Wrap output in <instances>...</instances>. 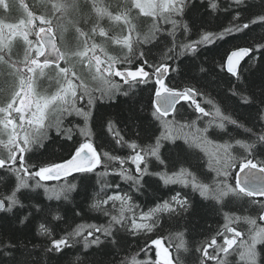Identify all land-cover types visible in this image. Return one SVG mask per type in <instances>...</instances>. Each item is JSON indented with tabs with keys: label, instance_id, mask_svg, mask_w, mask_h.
Here are the masks:
<instances>
[{
	"label": "snow or ice",
	"instance_id": "1",
	"mask_svg": "<svg viewBox=\"0 0 264 264\" xmlns=\"http://www.w3.org/2000/svg\"><path fill=\"white\" fill-rule=\"evenodd\" d=\"M20 3L26 13L25 18L15 23L0 20V76L9 81L7 89L0 90L3 95L0 100V137H4L0 139V146L6 150V154L0 156V170H5L9 179L15 178L8 193L0 194V213L8 216L14 209L26 210L28 207L43 211L39 204L25 205L21 197L28 199L27 190L33 187L49 191L41 181L63 179V185L53 190L55 199H60L61 195L67 199V194L78 188L98 187L96 196L91 197L94 202L90 208L107 220L104 224H78L72 231L56 238L55 229L68 221L58 209L51 210L49 223L55 222L53 227L41 223L37 229L39 235L48 238L42 254L35 251V245L32 249L22 245L13 232L0 225V264H52L53 260L62 264L67 250L73 249L76 243L82 246L83 252L68 264H184L180 250L190 251L184 240L185 234H190L187 227L176 233L180 242L176 245L174 258L162 238H157L151 243L158 249V260L141 261L132 255L113 261V253L124 250L127 236L154 233L162 227L164 214H167V219H163V223L192 217L196 206L187 195L175 192L147 212L137 214L135 210L139 205L132 202V195L127 192L121 194L118 191L120 185L108 181L112 175L129 182L136 193L141 189L148 191L144 187L146 177H158L164 185L183 184L198 192L204 200L211 201L212 208L217 211L226 207L229 200L244 201L257 215L225 213L224 231L216 233L223 237V242L218 244L214 236L210 242L196 245L193 239V264H233L229 259L232 255L238 257L236 264H264V159L258 158L264 157V42L251 46L237 45L225 53L226 59L222 58L219 65L206 59L201 61L197 65L202 73L200 76L193 74L191 65L185 64V61H195L201 51L215 47L219 42L248 37L253 26L264 29V0H230L224 8L225 12L231 13L227 26H214L206 16L195 15L196 0H116L114 5L105 4L103 0H37V11L31 10L23 0ZM205 7L210 10L206 15H213L221 8L220 0H206ZM0 8L9 12V0H0ZM137 17L151 21L148 32L143 36L134 22ZM105 19L119 23L122 31L126 28L127 34L110 36L101 26ZM69 26L74 30L75 43L62 50L59 41ZM178 31L182 32L181 40L177 39ZM97 37L120 46L122 51L126 50L125 54L109 55L101 44L95 42ZM161 37L167 43L161 48L158 62L150 63L151 48L146 53L141 46L159 47ZM17 40L23 44L21 60L13 59V44ZM255 52L261 53V63L257 67L259 85L248 80L241 66L246 57L256 64ZM222 72L228 79L217 92V102L201 89L212 85L218 87ZM49 74L55 79L56 90L52 93L39 91V78ZM177 76L183 79L170 86ZM213 76L217 79H211ZM86 81H95L98 86L90 87ZM141 85L151 86L146 105L150 112L148 116L141 117L142 109L137 106L132 109L131 118L159 124L156 129L159 135L153 133L149 139L154 142L148 146H142L135 140L126 141L109 115H94L98 111V101L113 100L117 94L129 97ZM233 99L240 102L241 107L253 110L248 116L236 113L251 127H245L234 118L236 110L229 106ZM182 101L191 106L194 120L182 123L176 119L184 115L179 110L185 107ZM81 102H86L83 107L78 106ZM50 111L58 114L55 124L46 123ZM71 116L81 117L84 127L79 124L62 127L63 119ZM97 121L100 128L111 135L115 145L126 146L133 154L123 158L98 150L103 145L94 142L91 127ZM198 121L204 126L200 127ZM228 125L243 129L247 139L231 138L223 143L209 139L210 130L219 129L227 134ZM51 128L68 141L73 140L75 129L84 138L83 142L77 140L68 158L58 162L50 156L45 157L48 144L52 142L48 135ZM139 135L137 132V138ZM165 142L179 150L180 155L174 161L166 162L161 158ZM196 149H201L211 158L210 167L215 164L211 184L203 183L183 167L191 162L188 157H198ZM234 149L240 150V155H234ZM33 157L35 162L31 163ZM148 157H155L164 171H149ZM112 161H119L120 167H110ZM127 161L135 165V175L124 167ZM177 166L179 171L169 173V168ZM109 190L111 195L107 194ZM101 193L104 198H100ZM110 202L111 207H105ZM71 211L74 217H81L75 208ZM32 217L33 212L28 211L22 217L13 214L8 219L10 226L15 221L26 227L32 223ZM241 221L247 225L245 231L232 226ZM176 227L182 226L177 224Z\"/></svg>",
	"mask_w": 264,
	"mask_h": 264
},
{
	"label": "trees",
	"instance_id": "2",
	"mask_svg": "<svg viewBox=\"0 0 264 264\" xmlns=\"http://www.w3.org/2000/svg\"><path fill=\"white\" fill-rule=\"evenodd\" d=\"M24 1L31 7L33 11H37V0H24ZM115 2L116 0H103V3L105 4L114 5ZM229 2L230 0H220V4H221L220 10L213 15H206V12L210 11L205 7L206 0H196L197 8L194 14L197 16H206V18L210 20L214 26L216 25L227 26V22L231 13L225 12L224 8L228 6ZM9 3L11 5V10L9 12H5L2 8H0V20H4L5 22L15 23L18 22L19 19L25 18L26 13L20 3V0H9ZM185 19H187V17H185ZM134 22L137 25V31L140 32L141 36H143L148 32V28L150 27L151 24L149 18L137 17ZM101 26L104 27L105 30L109 32L110 36H121L122 34H127L126 28H124L122 31V27L119 23H114L108 21L107 19L102 21ZM166 27H170V25ZM71 30L73 29L71 28V26H69L68 31L63 33V39H65V43L68 45H70V43L66 41V38L68 37ZM176 35L178 40L183 39L181 31H178ZM160 39L162 40V43L159 47H152L151 45L141 46L142 50H144L146 53L148 52V49L151 48L150 63H152L154 60L158 62L161 48L163 47L164 43H167V40H164L163 37H161ZM95 42L97 44L108 43V49H106V51L110 52L114 56H122L125 54L126 50L122 51L121 48L117 50L115 48V44L110 43L105 38L97 37ZM258 42H264V29L253 26V31L249 33L248 37L244 39H235V40L227 39L225 41L219 42L217 46L212 47L205 51H201L200 55L197 57L195 61H185V64L191 65L193 74L200 76L202 75V73L199 72V68L197 67V65H199L201 61L206 59L209 63H215L216 65H219L220 63H222V58H226L225 53L235 49L237 45L251 46L253 43H258ZM14 44L15 45L13 50V59L21 60L23 58V44L19 40L14 41ZM254 55L258 58L256 64H253V61L247 58L241 66L243 68L244 73L247 74L248 80L253 81L257 85H259L260 72L257 70V67L261 63V61L259 60L261 53L255 52ZM204 66L207 67V65ZM182 79H183L182 77L177 76L176 79L172 81L170 86H174L178 81ZM211 79L216 80L217 77L213 76ZM227 79L228 76L222 72L221 76L219 77L220 82L218 87L216 85H212L207 89H201V90L205 92V94L209 98L214 99L215 101L218 102L219 96L217 95V92H219L220 89L225 86ZM8 84L9 81L5 77H3L0 80V90L7 89ZM150 91H151L150 85L149 86L141 85L140 88L135 89V94L132 95L130 93L129 97H125L123 95L117 94L113 100L104 99L101 101L102 103L98 102L97 105L98 111L95 112L94 115L100 117L104 115H109L116 122V127L119 129L121 135L124 136V139L126 141L131 142L132 140H135L137 143L141 144L142 146L151 145L154 142V140L149 139V137H153V133L159 135V132L156 131V129L159 128V124L154 125L153 121L151 120H141V119L133 120L131 118L132 109L137 106H139L142 109L141 112L139 113L141 117H146L149 115L150 110L146 107V105ZM2 99H3V95L0 94V100ZM182 104H184L185 107L180 108L179 110L184 115L183 117L177 116L176 119L181 121L182 123L185 121L194 120L195 115L192 114L193 110L191 106L188 105V103L186 102H182ZM78 106H80V104ZM229 106L231 109L236 110L235 113H233V116L234 118L238 119V123L244 124L245 127L252 126L247 120L239 119L236 115V113H239L242 116H248L249 113L253 111L252 109L241 107L240 102H238L236 99L230 100ZM68 121L69 120L67 119L63 121L62 127L68 128L74 125L75 123V121L74 122L71 121V123L68 124ZM77 121L81 125L82 122L80 120V117L79 119L77 118ZM197 123L200 127L204 126L199 121ZM141 125H143V130H141ZM91 127L94 133V137H93L94 142L97 145H103V148L98 150L107 151L110 153V155L119 156L123 158H126L130 154H133L131 150L128 149L126 146L115 145L114 139L111 137L110 134H106L104 129L100 128L98 121L97 123L92 124ZM137 132H139L140 134L139 138H137L136 136ZM77 133L78 132H75L74 129L72 141H68L66 140L65 137L59 136L58 134L54 137L52 136L51 137L52 142L48 144V152L45 153L44 156L45 157L50 156L53 160H56L57 162L60 159L68 158L74 143L77 140H80L81 138V136H79ZM210 133L211 134L209 136V139L215 140L218 143H223L225 140H230L231 138L241 139V140L247 139V135L245 134L243 129L237 128L236 126H232V125L227 126V134H225L222 130L219 129L210 130ZM0 139H4V137H0ZM5 154H6V150L3 148V146H0V156ZM160 154H161V158H164L166 162L168 160L174 161L180 155L179 150L176 149L175 146L166 147L165 145L161 149ZM203 155L206 156V154L204 153L202 155H198V157L197 156L188 157V159L191 162L185 163L183 167H185L188 171L193 172L203 183L211 184L212 177L215 176V172L213 171L212 166L211 167L209 166V162L206 160V158L204 159ZM234 155H240V150L234 149ZM258 158L264 159V157H258ZM34 162H35V157H33L31 163ZM204 164L208 166L207 170L204 169ZM148 166H149V171L151 172L164 170L162 167H160L161 168L160 170L157 169L156 167L158 165H156V163H153L152 160L149 161ZM110 167L119 168L120 167L119 161L110 162ZM124 167L129 169L133 175L136 174L135 165H133L131 161H127ZM177 168H179V166L175 168H169V170L172 169L175 170ZM0 178H3L0 179V194L6 195L9 191V186L11 185V183L14 181L15 178L12 177L11 179H9L5 174V170H0ZM146 180L147 183L144 185V187L147 188L148 191H144L143 189H141L139 193H136L130 190L129 187L130 184L129 186H126L124 184V182L126 181L120 180L118 176L112 175L108 177V181L110 183L120 185V189L118 190H121L122 193L127 192L130 195H132L133 198L132 202L135 205H139V208L137 209L138 211H136L137 213L142 211L145 207H147V205L157 202L159 199H162L166 194L172 192L171 190L161 187L158 177H146ZM29 183L34 184V181L29 180ZM63 183L64 182H61L60 184H56L54 187L45 184L49 188V191L47 192H45L43 187L41 188L33 187L32 189L27 190L29 197L28 199L21 197V201L25 205L39 204L40 208L43 209V211H34L31 207H28L26 210L14 209L13 213L8 214V216L15 214V215H20L22 217L23 215H26L28 211H32L33 212L32 223L28 224L25 227V225H19L16 224L15 221H12L11 222L12 226H10V221L8 219V216H6L4 213H0V225L4 226L5 228H8L9 231L13 232V234L19 238L20 243L22 245L26 244L29 249H32L33 245H35V251L42 254V249L44 246L47 245L48 238L39 235L37 229L41 223H45L49 227H53V223L55 222L49 223V221L51 220V216L49 215L51 210L58 209L62 215L66 216V219L68 221L67 224H61L59 228L55 229V233H57L56 238H59L60 235H64L66 232L72 231V229L76 225L81 223H92V224L106 223L107 220L106 217H104L100 212H97L90 208V205L94 202L91 197L96 196V193L98 192V187L96 189H93L91 187L87 189L78 188L76 191L68 193V194H73L72 197H68L67 199H65L64 196L62 195L60 199H55L54 194L56 193L53 190H58L63 185ZM180 190L181 193L187 195L189 199L194 203V205L196 206V211L192 217H188L187 219H181L179 221L172 219L168 223H163V219H167V214H166L162 218V227L157 229L158 233L156 235V238H162L164 240L163 231L168 232V242L166 243L164 240V243L168 248H172L171 252L173 253V258H174L175 255L177 254L176 245L180 242V239L176 235V233L184 231V228L187 227L189 229L190 234L186 233L184 236V240L186 242V246L189 248L190 251L184 252L183 249L180 251L181 258L184 261V264H193V254L191 252V249L193 248V243H192L193 239H195L196 245L204 244L206 242H210L212 236L216 235L217 232L224 231L223 226L225 224L224 222L225 213L235 214L237 216L257 215L254 209L244 201L231 202L229 200L227 201L226 207L217 211L214 208H212L211 202L204 201L200 198L199 199L196 198V195L193 194L195 192L192 191L190 187L182 186ZM101 196L102 195L100 194V198L104 197ZM105 207L110 208L111 204ZM73 208H75L77 211L81 213L82 219L81 217L73 216L71 211V209ZM177 224L181 225L182 227H176ZM232 226L236 227L238 231H245L247 228V226L242 223L241 224L235 223ZM16 229H19V231H17ZM216 240L218 244L223 242V238L222 239L216 238ZM148 244H149L148 237H144V236L133 237L129 235L127 236V242L124 250L113 253L112 259L114 262H118L124 257L130 258L132 255H136L137 259L141 261H145V260L156 261L157 252L153 247L148 246ZM141 249H144V251H141ZM82 252H83L82 246L79 243H76L73 249L67 250V255L64 258L62 264H68L69 260H74L75 256L77 254H82ZM229 259L232 260L233 264H236L238 257L236 255H232L231 257H229ZM52 264H56L55 260L52 261Z\"/></svg>",
	"mask_w": 264,
	"mask_h": 264
},
{
	"label": "rangeland",
	"instance_id": "3",
	"mask_svg": "<svg viewBox=\"0 0 264 264\" xmlns=\"http://www.w3.org/2000/svg\"><path fill=\"white\" fill-rule=\"evenodd\" d=\"M101 24H102V21H101ZM118 35V34H117ZM66 41L68 42V43H70V45H68V44H66L65 43V39H62L61 41H59V43L61 44V46H62V50H65V47L66 46H72L74 43H75V34H74V30H71L70 31V33H69V35H68V37L66 38ZM14 45L15 44H13V50H14ZM104 48H105V50L106 49H108V43H106V44H101ZM115 48L117 49V50H119L120 49V46H118V45H115ZM16 51H18V50H16ZM109 55H111V56H114L113 54H111L110 52H107ZM97 54H100L99 52L97 53ZM50 76H51V74H49V75H46V76H44V77H40L39 78V91H42V92H47V93H52V92H54L55 90H56V87H57V85H56V82H55V79L54 78H50ZM3 78V76H0V80ZM117 79V78H116ZM86 82H88L89 83V85H90V87H93V88H95V87H97L98 86V84H97V82H95V81H86ZM97 95H98V93H97ZM98 102H101V101H98ZM84 103H86V102H81V103H79L80 104V106H84ZM102 103V102H101ZM98 105V104H97ZM48 118H49V120H50V122L52 123V124H55L56 122H57V120L59 119V117H58V114L56 113V112H52V111H50L49 112V114H48ZM78 119H79V117H77ZM77 118H76V116H71V117H67V118H65V120L67 119V120H69L68 121V124H70L71 123V121H75V123L76 124H79L78 123V121H77ZM64 120V119H63ZM80 120H81V125L80 126H84V122H83V119L80 117ZM63 123V122H62ZM74 123V124H75ZM83 124V125H82ZM52 130L54 129V128H51ZM75 132H77V131H75ZM78 135H79V133H77ZM80 136V135H79ZM217 142V141H216ZM207 155V154H206ZM210 157L207 155V158H206V160L209 162L210 161ZM215 167V164H213L212 165V168H214ZM209 170H211V169H209ZM183 185V184H182ZM184 186V185H183ZM183 195H185V194H183ZM118 203V202H117ZM259 223V222H258ZM155 248H156V246L154 245V244H152ZM157 251H158V249H156ZM209 252L211 253L212 252V249L211 248H209ZM159 259V257L157 256V260Z\"/></svg>",
	"mask_w": 264,
	"mask_h": 264
},
{
	"label": "bare ground",
	"instance_id": "4",
	"mask_svg": "<svg viewBox=\"0 0 264 264\" xmlns=\"http://www.w3.org/2000/svg\"><path fill=\"white\" fill-rule=\"evenodd\" d=\"M52 133L53 134H57L56 132H55V129H53L52 130ZM212 140V139H211ZM213 141H215V140H213ZM177 143H183V141H177ZM165 146L166 147H168V146H174V145H172L171 143H169V142H165ZM196 151V153H198V155H202V154H204L205 152H203L201 149H196L195 150ZM206 154V153H205ZM204 156V155H203ZM203 156H202V159H203ZM205 158H207L206 156H204V159ZM263 159V158H262ZM148 160L149 161H151L152 160V162L153 163H156V165H158L156 168L157 169H161L160 167H162V166H160L159 165V162L155 159V157H148ZM204 169L205 170H207L208 169V166L206 165V164H204ZM164 171V170H163ZM168 171H169V173H171L172 171H179V168H177V169H172V170H169L168 169ZM160 181V180H159ZM124 184L126 185V186H129V182H124ZM160 185H161V187H163V188H165V189H168V190H171L172 192L171 193H168V194H166L162 199H159L157 202H155V203H153V204H149V205H147V207H145L142 211H144V212H147L148 211V209L149 208H152V207H154L155 206V204L156 203H162V200L163 199H168L171 195H173L175 192H181V188H182V184H169V185H164V183L162 182V181H160ZM130 187V190L131 191H133L134 192V190L131 188V186H129ZM179 190V191H178ZM118 191H121V190H118ZM112 194V192H111V190H109V193H108V195H111ZM121 194H123L122 193V191H121ZM193 194H195L196 195V198H200V199H202V200H204L202 197H200V195H199V193L198 192H195V193H193ZM101 195L102 196H104V194L103 193H101ZM181 195H183V193H181ZM54 196H55V194H54ZM62 196V195H61ZM68 197H72L73 196V194H68L67 195ZM101 196V197H102ZM104 198V197H103ZM204 201H209V200H204ZM231 202H232V200H230ZM209 202H211V201H209ZM212 203V202H211ZM111 204V202L108 204V205H110ZM105 206H107V205H105ZM117 207H119V204H117ZM135 211H138L137 209L135 210ZM138 214V213H137ZM166 214H164V216H165ZM163 216V217H164ZM224 222L226 223V220H225V216H224ZM239 224H244V222H238ZM246 225V224H245ZM247 226V225H246ZM157 233H158V230H156L154 233H139L137 236H139V237H142V236H144V237H148L149 238V244H148V246H151L152 245V243H151V241L152 240H154L155 238H156V235H157ZM163 233H164V240H165V242L167 243L168 242V232L167 231H163ZM137 236H135V237H137ZM216 237V238H220V239H222L223 237H221V236H218L217 237V235H213L212 236V238L213 237ZM172 248H170V250H171ZM182 250V249H181ZM180 250V251H181Z\"/></svg>",
	"mask_w": 264,
	"mask_h": 264
},
{
	"label": "flooded vegetation",
	"instance_id": "5",
	"mask_svg": "<svg viewBox=\"0 0 264 264\" xmlns=\"http://www.w3.org/2000/svg\"><path fill=\"white\" fill-rule=\"evenodd\" d=\"M201 100H202V98H201ZM202 106H206V105H203V104H202ZM206 107H207V106H206ZM205 119H207V118H205ZM63 121H65V120H63ZM56 135H57V134H53V133H52V129L49 130V136H50V138H51L52 136L54 137V136H56ZM83 139H84V138L81 137V138H80V141L83 142ZM206 156H207V155H206Z\"/></svg>",
	"mask_w": 264,
	"mask_h": 264
},
{
	"label": "water",
	"instance_id": "6",
	"mask_svg": "<svg viewBox=\"0 0 264 264\" xmlns=\"http://www.w3.org/2000/svg\"><path fill=\"white\" fill-rule=\"evenodd\" d=\"M250 55H251V54H250ZM246 59H247V57L245 58V60H246ZM245 60H244V61H245ZM244 61L241 62V65L243 64ZM61 63H62V62H61ZM50 181H56V180H50Z\"/></svg>",
	"mask_w": 264,
	"mask_h": 264
}]
</instances>
